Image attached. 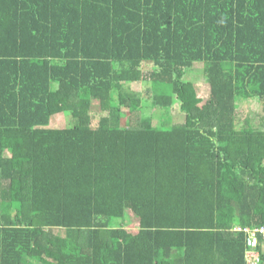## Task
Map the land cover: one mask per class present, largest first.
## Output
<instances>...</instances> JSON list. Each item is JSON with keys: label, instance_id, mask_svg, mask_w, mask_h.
Returning a JSON list of instances; mask_svg holds the SVG:
<instances>
[{"label": "trees", "instance_id": "obj_1", "mask_svg": "<svg viewBox=\"0 0 264 264\" xmlns=\"http://www.w3.org/2000/svg\"><path fill=\"white\" fill-rule=\"evenodd\" d=\"M262 101L264 0H0V264H249Z\"/></svg>", "mask_w": 264, "mask_h": 264}, {"label": "rangeland", "instance_id": "obj_2", "mask_svg": "<svg viewBox=\"0 0 264 264\" xmlns=\"http://www.w3.org/2000/svg\"><path fill=\"white\" fill-rule=\"evenodd\" d=\"M186 78L193 81L196 86H197V90L199 92V94L204 98V100L206 99V97L208 96V94L210 93V86L208 84V79L206 77V73L202 67V65H197L196 67H194L192 70H190L187 75ZM146 83L143 82H136L133 84V88L136 91H144L146 90ZM150 101L146 100V98L143 99L142 101V105H140V108L143 109V111L145 113H149L150 112V106H149ZM261 104L263 105L264 102L262 101ZM128 109H125V111H127ZM244 111H246V108H244ZM92 113H93V124L96 125L101 114H103V111L100 108L99 104H94L93 105V109H92ZM177 117V116H176ZM53 123H65V119L63 116H57L55 121H53ZM113 225H119V221H114ZM138 221L135 220L134 223L128 227V229L132 232H137L138 231Z\"/></svg>", "mask_w": 264, "mask_h": 264}, {"label": "built area", "instance_id": "obj_3", "mask_svg": "<svg viewBox=\"0 0 264 264\" xmlns=\"http://www.w3.org/2000/svg\"><path fill=\"white\" fill-rule=\"evenodd\" d=\"M235 230L244 231L247 234V244L250 247L247 252L249 264H259L260 255L255 247L259 243V233L264 235V226L254 228L237 226Z\"/></svg>", "mask_w": 264, "mask_h": 264}]
</instances>
